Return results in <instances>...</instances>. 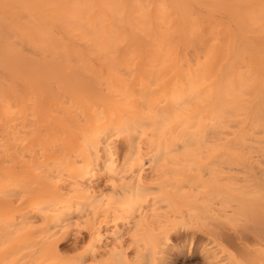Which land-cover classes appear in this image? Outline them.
<instances>
[{"label":"bare ground","instance_id":"1","mask_svg":"<svg viewBox=\"0 0 264 264\" xmlns=\"http://www.w3.org/2000/svg\"><path fill=\"white\" fill-rule=\"evenodd\" d=\"M0 246L264 264V0H0Z\"/></svg>","mask_w":264,"mask_h":264},{"label":"rangeland","instance_id":"2","mask_svg":"<svg viewBox=\"0 0 264 264\" xmlns=\"http://www.w3.org/2000/svg\"><path fill=\"white\" fill-rule=\"evenodd\" d=\"M67 170H63V173L66 174ZM101 189H104L105 193L107 191H109V188H107L105 185H102ZM18 211V209L16 210ZM110 229V226H108V230ZM80 231H82L81 233H79ZM76 236H80V237H84V240H82L80 242V245L78 247V249H74L71 246H73V242ZM89 241V236L87 235V232L84 231L83 229H81V227L76 224L73 225L70 230L68 231V233L62 235L60 237V241L58 242L60 249H61V254L64 256H71L77 252H80L83 250L84 246L88 243ZM70 244V245H69ZM0 249H2V247L0 246ZM11 260L13 261L14 264H23L22 260H20V254H18L17 256H12ZM197 259L193 260V262H196ZM190 263V264H193Z\"/></svg>","mask_w":264,"mask_h":264}]
</instances>
